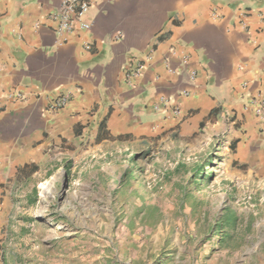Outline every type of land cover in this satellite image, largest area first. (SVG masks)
Segmentation results:
<instances>
[{"label": "crops", "instance_id": "1", "mask_svg": "<svg viewBox=\"0 0 264 264\" xmlns=\"http://www.w3.org/2000/svg\"><path fill=\"white\" fill-rule=\"evenodd\" d=\"M60 1L0 0V239L19 188L56 150L87 153L188 123L226 134L235 161L264 170V115L251 103L264 88V0H101L88 30L58 33L50 14ZM61 95L66 104L50 109ZM164 98L178 114L154 110ZM244 131L252 151L237 140Z\"/></svg>", "mask_w": 264, "mask_h": 264}, {"label": "rangeland", "instance_id": "2", "mask_svg": "<svg viewBox=\"0 0 264 264\" xmlns=\"http://www.w3.org/2000/svg\"><path fill=\"white\" fill-rule=\"evenodd\" d=\"M229 140L187 123L56 150L3 220L2 264H264V170L235 161Z\"/></svg>", "mask_w": 264, "mask_h": 264}, {"label": "built area", "instance_id": "3", "mask_svg": "<svg viewBox=\"0 0 264 264\" xmlns=\"http://www.w3.org/2000/svg\"><path fill=\"white\" fill-rule=\"evenodd\" d=\"M101 0H61L58 7L50 14V17L57 22L56 31L70 32L76 28L81 30H88L90 22L86 20V16L92 5ZM185 63V61H183ZM143 67V64H138L124 70L125 76L131 77L137 75ZM193 76V72L191 73ZM68 101L67 95H61L59 98L50 103L49 108L52 110L61 108ZM255 105V111L257 115L262 118L264 115V88L259 91L258 98H254L251 101ZM169 110L173 114L179 113V108L174 102L170 101L169 98H164L161 101V105H154V110ZM45 183L41 182L38 184L41 188Z\"/></svg>", "mask_w": 264, "mask_h": 264}, {"label": "water", "instance_id": "4", "mask_svg": "<svg viewBox=\"0 0 264 264\" xmlns=\"http://www.w3.org/2000/svg\"><path fill=\"white\" fill-rule=\"evenodd\" d=\"M66 187H67V179L65 178L63 182V189H65Z\"/></svg>", "mask_w": 264, "mask_h": 264}, {"label": "trees", "instance_id": "5", "mask_svg": "<svg viewBox=\"0 0 264 264\" xmlns=\"http://www.w3.org/2000/svg\"><path fill=\"white\" fill-rule=\"evenodd\" d=\"M229 147L233 150V149H234V144L231 143V144L229 145ZM218 225L222 226L221 223H219Z\"/></svg>", "mask_w": 264, "mask_h": 264}, {"label": "bare ground", "instance_id": "6", "mask_svg": "<svg viewBox=\"0 0 264 264\" xmlns=\"http://www.w3.org/2000/svg\"><path fill=\"white\" fill-rule=\"evenodd\" d=\"M47 190V189H46Z\"/></svg>", "mask_w": 264, "mask_h": 264}]
</instances>
